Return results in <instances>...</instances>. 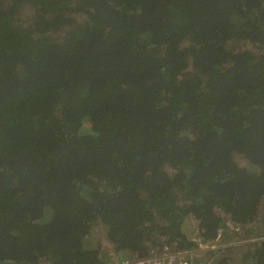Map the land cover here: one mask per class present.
<instances>
[{
    "label": "trees",
    "instance_id": "16d2710c",
    "mask_svg": "<svg viewBox=\"0 0 264 264\" xmlns=\"http://www.w3.org/2000/svg\"><path fill=\"white\" fill-rule=\"evenodd\" d=\"M263 205L264 0H0V264H106L96 224L191 251L227 220L255 240L213 264H264Z\"/></svg>",
    "mask_w": 264,
    "mask_h": 264
},
{
    "label": "rangeland",
    "instance_id": "374dc122",
    "mask_svg": "<svg viewBox=\"0 0 264 264\" xmlns=\"http://www.w3.org/2000/svg\"><path fill=\"white\" fill-rule=\"evenodd\" d=\"M31 12H32L31 9L25 8L21 12V14H19V20L20 21L27 20L31 16ZM238 160L240 163H243V164L245 162L240 156L238 157ZM263 210H264V205H263ZM262 213H264V211ZM195 228H196V226L190 222H187V224L185 226V230L191 238H195V236H196ZM235 235L236 234L232 233L233 237ZM210 243L201 244V245H199L198 248L191 250V251L182 250V249H181V251H187L188 253H193L195 255L196 259L201 264H213L214 258L209 251L210 246H207ZM85 244L88 248L93 247L94 249H97L99 251L101 258L104 260V262L107 261L106 264H123L129 258L133 259V258L137 257L134 254H129V256H128L126 254L124 255L123 252L117 253L116 251H114L115 247L113 246L111 241H109V239L106 237L102 226L99 224H96L93 227V233L91 234V236L88 239H86ZM174 247L178 250L180 249L177 246H174ZM215 250H217V249H215ZM121 256H123L124 258H120Z\"/></svg>",
    "mask_w": 264,
    "mask_h": 264
},
{
    "label": "built area",
    "instance_id": "2783aa9c",
    "mask_svg": "<svg viewBox=\"0 0 264 264\" xmlns=\"http://www.w3.org/2000/svg\"><path fill=\"white\" fill-rule=\"evenodd\" d=\"M226 226L228 229H225V227H220L217 230L215 239L208 244L207 246H210L209 250H215V249H225L229 246L235 245V244H242L245 241H253L255 239H249V240H237L236 241H226V232H231L238 235L242 233V229L240 226L235 225L232 221L227 220ZM228 230V231H227ZM264 240V237L260 238ZM217 245V246H216ZM222 247V248H221ZM187 251H181L176 249L173 245H170L168 243H163L159 246H155L152 248H149V251L143 256V257H136L133 259H128L123 264H191V261L188 257ZM233 264V263H228ZM236 264H245V263H236Z\"/></svg>",
    "mask_w": 264,
    "mask_h": 264
},
{
    "label": "clouds",
    "instance_id": "9594fccd",
    "mask_svg": "<svg viewBox=\"0 0 264 264\" xmlns=\"http://www.w3.org/2000/svg\"><path fill=\"white\" fill-rule=\"evenodd\" d=\"M174 246H175V245H174ZM179 250H180V249H179ZM189 254H190V253H189ZM189 254H188V255H189Z\"/></svg>",
    "mask_w": 264,
    "mask_h": 264
}]
</instances>
